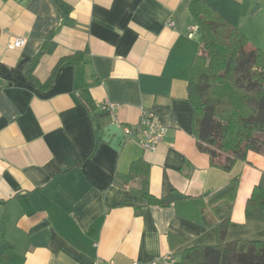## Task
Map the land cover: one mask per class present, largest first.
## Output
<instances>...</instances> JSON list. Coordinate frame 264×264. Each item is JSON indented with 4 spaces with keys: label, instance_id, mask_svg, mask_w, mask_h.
<instances>
[{
    "label": "crops",
    "instance_id": "crops-1",
    "mask_svg": "<svg viewBox=\"0 0 264 264\" xmlns=\"http://www.w3.org/2000/svg\"><path fill=\"white\" fill-rule=\"evenodd\" d=\"M190 1L0 0V264L175 262L216 243L210 201L232 179L226 241L245 251L264 240V218L245 214L253 188L264 189V150L225 171L192 134ZM207 1L255 42L248 11L264 0ZM14 36L25 45L9 48ZM142 113L167 128L154 151L123 132ZM138 159L167 204L141 195L140 169L130 177Z\"/></svg>",
    "mask_w": 264,
    "mask_h": 264
},
{
    "label": "trees",
    "instance_id": "trees-1",
    "mask_svg": "<svg viewBox=\"0 0 264 264\" xmlns=\"http://www.w3.org/2000/svg\"><path fill=\"white\" fill-rule=\"evenodd\" d=\"M189 9L200 46L187 85L192 134L198 149L209 155L211 165L228 171L236 160L245 159L248 150H264V50L251 46L248 37L207 0H191ZM131 166L130 177L139 169L138 175L143 177L142 167L147 165L142 159ZM144 177L140 193L147 203L167 204L168 200L149 193ZM237 183L232 179L229 187L210 201L219 218L216 243L188 247L173 264H264V240L250 241L245 251H238L235 242L225 239ZM245 214L264 218L263 188H253Z\"/></svg>",
    "mask_w": 264,
    "mask_h": 264
},
{
    "label": "built area",
    "instance_id": "built-area-1",
    "mask_svg": "<svg viewBox=\"0 0 264 264\" xmlns=\"http://www.w3.org/2000/svg\"><path fill=\"white\" fill-rule=\"evenodd\" d=\"M188 36H192V34L197 31L196 24L192 23L188 27ZM1 32V28H0ZM26 43V39L23 36H14L8 42L7 46L9 48H19L24 46ZM103 108L108 110L111 113H114L116 103L109 99H106L103 103ZM166 126L158 121L156 118L151 117L146 113H142L138 120V124L135 129H131L128 126L123 127V132L126 137L132 135L136 136V141L138 146L143 151H154L159 142L162 140L163 136L166 133ZM162 260L165 264H173V259L170 254H165L162 256ZM93 264H97L94 262ZM131 264H141L140 262L134 261ZM144 264H155L154 261H150Z\"/></svg>",
    "mask_w": 264,
    "mask_h": 264
},
{
    "label": "rangeland",
    "instance_id": "rangeland-1",
    "mask_svg": "<svg viewBox=\"0 0 264 264\" xmlns=\"http://www.w3.org/2000/svg\"><path fill=\"white\" fill-rule=\"evenodd\" d=\"M262 8H264V7H261L259 9V7L253 6L249 9L248 12H249L250 16L254 17V19L251 20V22L249 24V28L253 32V34L255 35V38H256L255 42L251 43L250 45L253 47H257L261 50H264V11ZM253 10H254V13H252ZM233 25L244 33V31L241 27L236 26L235 24H233ZM249 43H250V41H249ZM221 155H224V153L221 152Z\"/></svg>",
    "mask_w": 264,
    "mask_h": 264
}]
</instances>
